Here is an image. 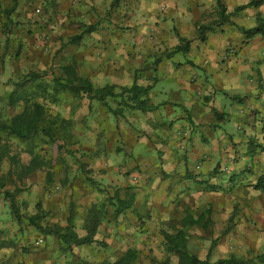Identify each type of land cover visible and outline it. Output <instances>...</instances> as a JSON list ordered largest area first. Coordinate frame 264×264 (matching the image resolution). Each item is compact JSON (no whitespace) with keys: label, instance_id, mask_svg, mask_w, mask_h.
<instances>
[{"label":"crops","instance_id":"obj_1","mask_svg":"<svg viewBox=\"0 0 264 264\" xmlns=\"http://www.w3.org/2000/svg\"><path fill=\"white\" fill-rule=\"evenodd\" d=\"M12 2L13 31L0 28L1 98L15 75L51 64L56 51L68 56L60 66L74 61L97 88L135 81L150 108L130 110L107 97L123 109L115 116L104 102L67 92L73 107L47 110L72 117L73 136L88 139L75 143L80 163L52 175L13 152V195L22 191L28 213L13 198L19 242L2 260L95 264L132 250L130 264H149L176 254L165 235L185 227L190 250L211 264L264 252V34L252 30L264 21V0ZM219 3L228 16L216 24ZM42 5L48 13L35 26L30 16ZM199 24L210 25L201 36ZM179 44L186 50L175 51ZM21 105L13 104V115ZM35 223L46 230L35 234ZM89 228L91 243L59 237L83 238Z\"/></svg>","mask_w":264,"mask_h":264},{"label":"rangeland","instance_id":"obj_2","mask_svg":"<svg viewBox=\"0 0 264 264\" xmlns=\"http://www.w3.org/2000/svg\"><path fill=\"white\" fill-rule=\"evenodd\" d=\"M12 6V0H0V28L4 32L6 30L11 32L13 31V10L8 11ZM47 13L48 8L44 6L40 13L37 8H33L30 19L34 20H31V23H33L35 26L39 22L44 23L43 21H45L46 18L44 15ZM19 21L20 20H17V23H21L22 25L25 23L23 21ZM3 27L5 28L3 29ZM69 49L70 48L67 46L66 51H69ZM67 57V55L63 56V53L61 54V52L59 53L55 51L53 57L51 58V64L48 62L45 64V66L31 68L28 69V72H21L19 75H15L14 79L12 78V82L9 86L10 90L6 92L3 98H1L2 96L0 97V124L4 121H8L12 116L15 115H13V104L20 102L22 104L21 106H23L21 109L23 110L26 99L36 100L39 103L42 102L46 107V111L50 110L51 113L56 112L57 106L61 111L64 110V107L66 106L70 105L73 107V98H70L67 95V91H64L60 88H56L55 90L53 88L52 75L55 72H59L61 68L60 64L64 61H67ZM25 59H28V57H25ZM11 95H13V103H11L9 100ZM108 99L111 102L116 101L111 97H108ZM70 119L72 126H75V122L73 121L72 117ZM87 135L88 134L86 133V135L80 139L83 141L87 140ZM19 139V145H22H20V148L18 147V144L15 145V142L13 143V136H8L6 133L0 131V149L4 152L0 158V172L2 173V176H0V264H13V259L11 260V258H9V260H2V255L5 252L7 253L9 249L13 251V241L15 242L16 246L19 242L16 239L13 240V217L14 219L16 218L12 207L13 198L20 213H22L21 215L23 216L28 213L26 210H24L25 196L23 193H21L22 191H15L13 195V152L17 154L18 158L26 153L29 154L32 156L30 161L31 168L34 169V167L37 165L42 164L45 166V169H47L50 175L55 173L51 172L52 170L57 171L59 169H68L69 171H72L75 168V165L80 163L79 161L81 160L79 157V150L77 145H75V143H78L80 139H78V136H73V133H71L70 138H63L59 136L58 139L53 141L49 140L44 135L39 137L36 136L26 139ZM16 180L18 183L15 181V184L17 183V185L20 186L23 185L22 181L18 180L17 178ZM54 184L55 183L53 182L48 185L54 186V188H56ZM14 190L17 189L15 188ZM20 197L22 200L19 199ZM19 205L22 207V209L19 208ZM35 217H37V220L43 218L41 215V210H37ZM20 219L23 221V218ZM32 226V232H35V234L38 232L41 233V230L35 224ZM164 261H169L173 264H176L178 262V257L176 254L172 256L166 255L160 259H151L149 264H155L157 262Z\"/></svg>","mask_w":264,"mask_h":264},{"label":"trees","instance_id":"obj_3","mask_svg":"<svg viewBox=\"0 0 264 264\" xmlns=\"http://www.w3.org/2000/svg\"><path fill=\"white\" fill-rule=\"evenodd\" d=\"M262 0H251L252 5H257ZM217 19L214 21L216 24H220L227 19L225 6L218 4ZM13 9L10 8L8 11ZM236 11V9H235ZM210 25L199 24L198 35L201 36L202 32L207 29ZM255 32H262L264 34V21H259V25L252 29ZM185 44L188 42L187 39H182ZM185 45H178L175 51H185ZM53 88H60L64 91L72 93L75 97L81 98L86 96L89 99L96 98L102 102L106 108L112 112L115 116L120 115L123 110L120 107L111 108L107 102V97L119 100V104L123 108L130 110L133 109H149L147 105V99L141 96L145 95L146 89L139 86L135 81L130 87L125 86H114L105 85L103 87H95L93 84L84 76L80 75L76 69L74 61L61 66L60 76L53 77ZM11 103H13V95L9 97ZM24 108L20 113L12 116L8 121H4L0 124V131L6 133L8 136H15L17 138L26 139L29 137L46 136L49 140L53 141L58 139L59 136L63 138H70L71 131L70 119L62 117L60 114L52 115L48 113L45 107L36 100L26 99L24 102ZM4 152L0 149V158ZM13 207V204H12ZM35 219L34 216L30 217V221ZM191 221L184 220L183 223L187 224L195 223L194 219ZM198 222V221H197ZM40 230H46V227H42L40 224L35 223ZM187 226V225H185ZM186 227L179 229L175 234L165 235V244L168 251H174L178 256L177 264H211L208 260H201L194 254L189 247V238L186 236ZM93 230L89 228L88 235L83 238H76L69 233H59L61 240L66 243L72 241L76 244L80 243H91V235ZM58 234V233H57ZM135 260V254L132 250L114 262H102L95 264H130ZM264 264V252L253 255L252 258L247 260H240L234 257L228 259H220L218 264ZM158 264H172L168 261H164Z\"/></svg>","mask_w":264,"mask_h":264},{"label":"built area","instance_id":"obj_4","mask_svg":"<svg viewBox=\"0 0 264 264\" xmlns=\"http://www.w3.org/2000/svg\"><path fill=\"white\" fill-rule=\"evenodd\" d=\"M40 242H41V240L39 239V240L36 241V244H38V243H40Z\"/></svg>","mask_w":264,"mask_h":264}]
</instances>
